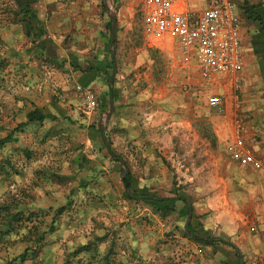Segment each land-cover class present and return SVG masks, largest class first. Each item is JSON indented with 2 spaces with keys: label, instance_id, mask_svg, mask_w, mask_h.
<instances>
[{
  "label": "rangeland",
  "instance_id": "rangeland-1",
  "mask_svg": "<svg viewBox=\"0 0 264 264\" xmlns=\"http://www.w3.org/2000/svg\"><path fill=\"white\" fill-rule=\"evenodd\" d=\"M88 1L97 4L104 22L110 20L103 11L105 0ZM113 1L115 45L118 40L120 49L118 54L115 50L116 77H124L125 91L140 88L148 95L136 107L146 113L130 117L127 110L134 104L123 94L106 132L114 152L128 162L134 187L160 198L174 192L184 199L186 195L195 230L234 243L244 253L243 264H264V206L253 205L250 198L256 186L264 185V175L254 172L264 169L234 162L229 151L235 120L246 123L238 112L239 93L222 75L214 78H220L218 84L214 79L201 86L192 83L194 77L202 78L194 62L185 63L183 75L172 70L166 56L173 49L179 54L176 42L168 40L171 45L165 47L170 48L162 49L144 39V0ZM209 2H190V8ZM41 3L33 0L32 9L46 24L53 14L45 15ZM6 19L18 34L16 25L23 19L19 0H0V26ZM22 42L8 43L0 31V203L19 204L20 210L13 211L24 214L14 229L0 231V264H20L25 253V264H226L222 253H232L230 248L188 235V217L179 214L185 201H178L177 211L163 218L143 199L125 196L121 164L112 161L100 134V107L88 110L68 66L39 57L30 40ZM104 84L108 93L110 86ZM90 89L100 105L96 88ZM219 96L226 103L224 111L209 105ZM74 107L77 112L70 115ZM35 109L49 119L25 125ZM125 121L135 125L133 135L121 128ZM10 134L17 141H8ZM261 152L262 157L256 154L264 161ZM68 201L70 206L59 215ZM38 231L45 240L37 250L31 236ZM35 251L38 256L33 258Z\"/></svg>",
  "mask_w": 264,
  "mask_h": 264
},
{
  "label": "crops",
  "instance_id": "crops-1",
  "mask_svg": "<svg viewBox=\"0 0 264 264\" xmlns=\"http://www.w3.org/2000/svg\"><path fill=\"white\" fill-rule=\"evenodd\" d=\"M24 1L25 0H21L23 4ZM31 1L33 2V0ZM67 1L68 0H43V4H41L44 8V14H53V17L50 21L46 20V24L43 19H41L39 14H36V12H34L32 9L31 14L34 17H38L40 19L41 22H39V24H44L42 28L43 35L40 37L33 39L31 36H28L23 23L16 25L20 29V32L15 35V27L11 22H8L7 19L5 22H3V26H0V31L5 34V38L8 43L12 44L14 40H21L23 42L30 40V44L35 47L34 50L37 51L39 57H46L50 59L55 65L60 64L62 67L64 65L65 67L68 66V70H70L69 75L76 79L78 86L88 89L96 88L99 95L98 99L100 101V105H103L107 98V89L104 84V79L106 78L107 72L109 71L110 63V56L107 49L108 38L110 34L108 30V22H104L100 10L97 8V4L90 5L92 3L88 0H70L68 3ZM198 1L200 2L206 0ZM233 1L237 5L238 14L242 21L241 33L243 38V67L239 74L242 84L239 91H236V93H239L238 98L240 99L241 97L242 101L238 106V112L240 110V114H242V117L244 116L246 121V123H244V127L246 128L245 137L247 144L253 148L258 156L262 157L263 153L261 151H264V0ZM208 4L202 5L201 7L198 6L199 8L195 9L202 10L206 8ZM187 7L192 9L190 8V4H188ZM22 9L23 8L20 7L24 18ZM47 23L49 24L47 25ZM168 40L175 41L177 45L175 38L168 37L160 41H155V46L152 45L153 47L150 45L148 46L162 49L170 48L169 45L168 47H165L166 43H168L166 41ZM168 44L171 45L170 42ZM115 46V50L118 54L120 52L118 40ZM24 51L28 52V50ZM24 51L22 52L23 55H25ZM176 51H178L179 54H176L175 49H173V53L169 55V57H167L168 55L166 56V61L171 65L170 68L172 70H180L181 72H179L183 75V73H186L185 57L181 55L178 47ZM56 54L60 55V59L57 58ZM27 58H29V55H27ZM191 62L196 64L193 57L189 59L188 63ZM136 67H138V65ZM149 69L150 68H148V70ZM173 74L174 71L172 72V75ZM122 78L124 79L122 75H118L115 78L116 84L114 86L119 93V97L127 94L125 95V98L128 100V104H134L128 108L129 111L127 110V112L130 114L129 116L131 117L132 115L138 113L145 114V108L138 110L136 107L137 105H143L145 102H147L148 95L146 94V90L141 89V91H139V88L132 92L130 91L133 89L132 87L127 92L125 90L128 88L124 89ZM219 79L220 78L217 80L214 79V83L216 82V84H218ZM221 79H223L225 82H228L230 86L233 87V79L231 77L224 76V78ZM193 80L195 82L192 83L197 86H201L202 82L204 81V79L200 77H194ZM65 88L66 87L64 86V90H68ZM213 90L215 92H219V89ZM169 92H171V90H169ZM167 94L169 93H166V95ZM68 104L76 106L73 104V102H69ZM119 104L120 102L116 103V115L119 112ZM74 108V111H71L70 115L76 114V107ZM121 109L126 110L127 108L124 109L121 107ZM134 109L137 111H134ZM100 112L103 115L104 112L101 108ZM77 120L81 126L82 121L80 119ZM72 122L73 120L70 121V123ZM121 128L131 135H133L136 129L135 125L130 121H125V124H123ZM145 130L147 132L148 129ZM254 173L264 175L263 171ZM255 190L256 191L254 195L250 197L252 199L253 205L264 206V185L260 188L256 186ZM262 217L264 219V215ZM230 244L232 245L234 243ZM233 247L239 249L235 244ZM253 251L260 253V251L256 250L255 248ZM242 253L243 252L241 251V254Z\"/></svg>",
  "mask_w": 264,
  "mask_h": 264
},
{
  "label": "built area",
  "instance_id": "built-area-1",
  "mask_svg": "<svg viewBox=\"0 0 264 264\" xmlns=\"http://www.w3.org/2000/svg\"><path fill=\"white\" fill-rule=\"evenodd\" d=\"M190 2L198 0H144L143 35L148 45H154L168 37L175 38L185 63L191 57L196 62L201 77L211 81L217 75L231 77L238 91L243 67L242 21L233 0H210L202 10L189 9ZM86 96L85 104L90 112L98 108L96 95L91 89L78 86ZM236 100H239L237 97ZM211 108L224 111L222 97L213 98ZM246 128L241 120H235L234 138L229 147L234 162L254 170H263L264 161L247 144Z\"/></svg>",
  "mask_w": 264,
  "mask_h": 264
},
{
  "label": "trees",
  "instance_id": "trees-1",
  "mask_svg": "<svg viewBox=\"0 0 264 264\" xmlns=\"http://www.w3.org/2000/svg\"><path fill=\"white\" fill-rule=\"evenodd\" d=\"M19 5H20V7L23 8L22 10L24 13V18L21 20V22L23 23V25L25 27L27 35L31 36L33 39L42 36L43 35L42 28H43L44 24L43 23L39 24V22H41L40 19L38 17H34L31 14L32 13V1L31 0H28V1L25 0L24 4H23L21 2V0H19ZM103 11L106 12L104 5H103ZM111 24H112V22H111V20H109L108 21V30H109L110 34H109V38H108L107 49H108V53L110 56V63H109V71L107 72V76L104 79V81L107 83L108 86H109V81H110L111 77L114 76L115 71H116V67L113 65V58H112L111 51L109 48L110 41H111ZM116 33H117V30H116ZM91 70H93V69H91ZM115 84H116V80L114 82V85ZM110 93H111L110 90L108 91V93H106L107 98H106V101L104 102L103 105L98 104V107H100L103 112L107 111V109L109 108ZM113 93H114L115 102L118 103L120 97L118 95L119 93H118L117 89L115 88V86L113 89ZM47 119H49L48 115L44 114L39 109H35V110L29 112V114L27 115V121L25 122V125L26 124H32V123H43ZM98 132L100 133V131H98ZM100 134H102V133H100ZM13 136L14 135H12V134L8 135V137H7L8 141L9 140L10 141L15 140ZM106 137H107V140L109 141L110 146H111L110 149H108L106 146V149L108 150V153H109L110 157L112 158V161L119 163V161H117L114 157H119L121 159H123V157L120 155L118 156L114 152V150L112 148V142L110 141L109 135H107ZM102 139L104 140V138H102ZM15 141H17V140H15ZM104 142H105V140H104ZM124 161H125L127 168L129 170L125 179H123V183H124V186L126 188L125 196L129 200H133V201H137L138 198H144V197L160 198V197H157L156 195L148 193L144 189L139 190V189H136L134 187L132 173L129 169L128 162L126 160H124ZM1 169H2V171H6L5 166H2ZM120 171L123 172L121 168H120ZM127 190H129L130 193H128ZM183 197L184 196L181 193L174 192L165 198L143 199V201L148 203L149 205H151L152 208L154 209V211L163 218L166 217L167 215L177 211L178 201H180V200L185 201V207L179 211V214L181 217H188L189 210H190L188 202H190V201H188L186 195H185V199ZM70 204H71V202L68 201L67 204L58 211V214L59 215L63 214L66 211V209L70 206ZM16 207H17V209H19L20 205L19 204L13 205L9 201H4V202L0 203V231L3 228L14 229L16 227V225L19 224V222L24 221V217H23L24 214L22 213V211L21 212L20 211H16V212L13 211V209ZM194 217H195V214L193 212V217H192L190 226L189 227L186 226V231H187L188 235H190L191 238L194 239L195 241L202 242L206 245H211V246H222L223 245L227 248L232 249L231 250L232 253H228L226 250H224L222 253L223 256L227 259L226 264H241V261H242L241 251L239 249L233 247L231 244L225 243V241L209 242V241L202 240L198 237H195L194 233L205 235L208 238H214L204 230H201V229L195 230L194 229ZM32 234L33 235L31 237L35 239L34 240L35 247L38 250V249H40V244L45 240V234L44 233L41 234V233H39V231L37 233H32ZM88 249L89 248H85V250H88ZM37 256H38V252L37 251L33 252V258H36ZM27 259H28V254L27 253L23 254L20 257V264H25L27 262ZM14 264H16V263H14Z\"/></svg>",
  "mask_w": 264,
  "mask_h": 264
},
{
  "label": "water",
  "instance_id": "water-1",
  "mask_svg": "<svg viewBox=\"0 0 264 264\" xmlns=\"http://www.w3.org/2000/svg\"><path fill=\"white\" fill-rule=\"evenodd\" d=\"M105 8L107 11V15L108 18L111 20L112 24H111V41H110V50H111V54L113 56V63L114 66L116 67V61H115V42H116V30H117V13H116V9H115V3L113 0H105ZM115 75H116V71L113 77H111L110 81H109V86H110V98H109V110L103 113V117H104V122L101 121V133L103 135V138L105 140L106 146L108 149L111 148L109 141L107 140L106 137V132L108 130L110 121L114 115L115 109H116V102H115V98H114V93H113V89H114V82H115ZM117 161H119V163L121 164V168H122V177L123 179H125L126 175L128 174L129 170L127 168V165L125 163V161L119 157H114ZM128 193H130L129 190H127ZM140 199H160V198H155V197H144V198H138V200ZM189 203V216H188V221H187V227L190 226L192 217H193V206L190 202ZM195 237H198L202 240L205 241H209V242H219L222 241V239L220 238H208L205 235H201V234H197L194 233ZM232 246H234V244H232ZM241 264H243V261H241Z\"/></svg>",
  "mask_w": 264,
  "mask_h": 264
}]
</instances>
